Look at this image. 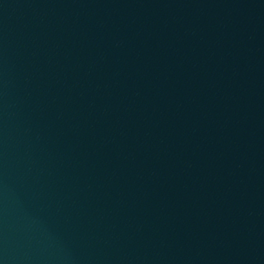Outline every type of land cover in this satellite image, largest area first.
Returning <instances> with one entry per match:
<instances>
[{"label":"water","instance_id":"95a60500","mask_svg":"<svg viewBox=\"0 0 264 264\" xmlns=\"http://www.w3.org/2000/svg\"><path fill=\"white\" fill-rule=\"evenodd\" d=\"M0 264H256L130 0H0Z\"/></svg>","mask_w":264,"mask_h":264}]
</instances>
